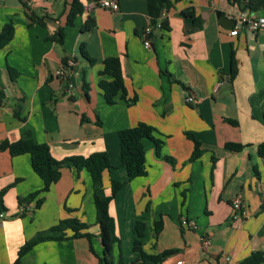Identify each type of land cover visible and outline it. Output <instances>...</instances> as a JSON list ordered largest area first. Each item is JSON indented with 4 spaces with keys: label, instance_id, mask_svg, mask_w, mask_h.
Instances as JSON below:
<instances>
[{
    "label": "crops",
    "instance_id": "1",
    "mask_svg": "<svg viewBox=\"0 0 264 264\" xmlns=\"http://www.w3.org/2000/svg\"><path fill=\"white\" fill-rule=\"evenodd\" d=\"M82 1L84 13L67 26L71 0H0V29L10 21L15 26L12 40L0 48V143L30 131L60 161L106 151L113 164L103 180L110 194L112 179L128 177L119 131L146 122L164 144L158 155L155 144L145 141L148 174L127 181L111 201L121 239L115 264L121 252L127 264L139 255L134 251L136 220L147 225V252L176 250L162 264L180 259L185 264H239L264 251V156L259 153L264 145V30L253 32L237 23L239 32L232 35L236 24L221 23L217 12L240 10V3L169 0L163 8L169 29H155L152 46L146 48L148 0H117V11H89L94 0ZM241 1L244 5L249 0ZM187 8L200 23L182 15ZM254 12L264 14V9ZM89 17L96 25L84 31ZM60 28L65 30L63 42L53 39ZM83 42L94 63L81 54ZM233 51L238 71L231 79ZM112 56L121 59L127 97L137 98L130 106L120 97L108 104L99 85L104 59ZM70 57L77 62L71 97L56 76ZM9 67L19 72L16 78ZM190 96L197 102L187 101ZM19 103L23 120L14 113ZM187 133L202 142L203 154L194 161V142ZM229 142L245 147L230 150ZM6 187L0 264H13L27 240L65 218L87 223L91 239L40 242L21 264H100L103 244L86 169L79 171L68 161L61 178L41 195L42 204L37 207L33 200L23 211L18 199L41 189L43 181L29 155L12 156L0 149V189ZM237 196L244 198L248 217H235L232 202ZM158 220L162 228L157 233ZM183 220L195 224L184 225ZM205 238L211 239L207 247Z\"/></svg>",
    "mask_w": 264,
    "mask_h": 264
},
{
    "label": "trees",
    "instance_id": "2",
    "mask_svg": "<svg viewBox=\"0 0 264 264\" xmlns=\"http://www.w3.org/2000/svg\"><path fill=\"white\" fill-rule=\"evenodd\" d=\"M98 1V0H94ZM230 3H240L241 10L259 11L264 9V0H249L242 5L241 0H228ZM169 5V0H148V11L150 16V24L156 27L158 19L161 16L164 7ZM86 7L82 0H71L70 9L67 16V26H73L78 16H81ZM182 15L194 17V10L187 8L182 11ZM194 23H200L199 20L194 17ZM96 25V20L93 17H89L82 29L84 31L92 30ZM163 29H169L167 20L163 21ZM15 33V26L13 21L5 24L0 29V48L5 47L13 38ZM65 37L64 28H60L54 35L53 39L63 42ZM81 54L89 59L91 63H94L95 58L90 55L87 50L86 43H82L80 46ZM68 58L64 59L66 63ZM104 67L100 71L102 79L99 85L103 91V96L108 104H115L117 98L120 97L128 106L134 104L137 100L136 97L128 98L125 87V81L123 76V69L121 59L117 56L107 57L104 59ZM9 71L12 78H16L19 72L13 67H9ZM238 71L237 60L235 58L234 51L232 53V67L230 78L233 79ZM168 77L173 80L174 76L167 71H164ZM109 76L110 79L104 78ZM4 97V92L0 89V101ZM19 108V109H18ZM23 106L19 103V106L15 109L16 117L24 119L21 116V110ZM233 122V121H231ZM233 124H237L233 122ZM187 136L194 142V150L190 157V161H194L200 158L203 154L202 142L199 141L193 134L187 133ZM120 149H121V161L122 165L127 170L126 180H111V193L107 194L104 186V172L113 168L111 158L106 151H97L88 156L77 155L66 158L65 160H57L51 153V148L47 143L37 142L33 134L30 131H25L20 139L16 141H10L8 139L3 140L0 143V149L2 151H9L12 156L27 154L31 158V165L36 174L43 181V187L39 190L31 192L25 198H19L20 205L30 203L33 200L36 201V206L39 207L43 202L41 196L44 192L51 189L62 175V167L68 161L72 162L77 170L86 169L92 178L93 182V197L97 211V223L100 227V238L103 244V255L99 257L100 264H115L113 254L115 246L120 244L121 239L117 235L116 220L110 213L111 201L115 198L119 190L123 185L132 179L148 174V163L146 157L145 141L150 140L156 146V153L160 155L164 141L155 135V128L146 123L139 122L133 127L123 128L119 131ZM226 147L230 150L239 151L242 150L245 145L240 143L229 142ZM259 153L264 156V145H259ZM8 188L0 189V212L7 211L5 203V195ZM185 194V192L183 193ZM184 205V201H183ZM147 225L142 220H136L134 229L136 232V239L134 242V251L139 255L136 260L130 264H162L163 261L175 253L176 250L168 249L159 253H149L144 249V237ZM156 232L158 233L162 228L160 220L155 223ZM88 237L91 239L92 234L89 231V225L82 222L78 218H65L61 219L56 225L51 228L38 232L32 239L27 240L18 252V257L13 264H21L22 257L33 249L38 243L49 240H63L67 238ZM116 264H127L124 260L122 252ZM239 264H264V251L253 252L249 257L241 261Z\"/></svg>",
    "mask_w": 264,
    "mask_h": 264
},
{
    "label": "built area",
    "instance_id": "3",
    "mask_svg": "<svg viewBox=\"0 0 264 264\" xmlns=\"http://www.w3.org/2000/svg\"><path fill=\"white\" fill-rule=\"evenodd\" d=\"M97 7H103L106 9H110L112 11H117L119 9V2L117 0H98L92 1V3L87 7L90 11ZM166 11H162L160 18L158 19V23L156 27H153L150 23L145 27L143 34L147 36L144 38V45L146 48H151L152 41L150 35H152L155 29L161 30L163 29V21L166 18ZM228 18L236 21L235 27L231 30L232 35H236L239 32L237 27V23H240L243 27H246L248 30L257 32L264 30V14H259L250 10H229L225 14ZM77 62L74 57H70L67 59L66 63H63L62 66L57 71V77L66 84V94L71 97L74 94L75 83L72 80V76L75 74V66ZM187 101L189 102H197V99L193 96H190ZM232 206L234 209L235 217L237 218H245L248 217L247 204L242 196H237L233 199ZM21 209L23 211L26 210L25 205H21ZM5 216V211L0 212V219ZM182 224H195L191 223L188 220H183ZM211 243L210 238H205L203 240V245L205 247L209 246ZM230 260V258H229ZM177 264H185L183 259L177 261Z\"/></svg>",
    "mask_w": 264,
    "mask_h": 264
},
{
    "label": "water",
    "instance_id": "4",
    "mask_svg": "<svg viewBox=\"0 0 264 264\" xmlns=\"http://www.w3.org/2000/svg\"><path fill=\"white\" fill-rule=\"evenodd\" d=\"M217 15L221 21V23H223L224 25L226 24H230L231 26H233L234 24H236V21L233 19L228 18L222 11H218ZM150 38V37H149Z\"/></svg>",
    "mask_w": 264,
    "mask_h": 264
}]
</instances>
